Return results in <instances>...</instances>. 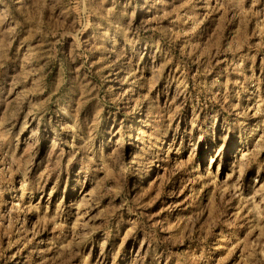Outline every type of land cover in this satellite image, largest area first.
<instances>
[{
    "label": "rangeland",
    "instance_id": "374dc122",
    "mask_svg": "<svg viewBox=\"0 0 264 264\" xmlns=\"http://www.w3.org/2000/svg\"><path fill=\"white\" fill-rule=\"evenodd\" d=\"M0 264H264V0H0Z\"/></svg>",
    "mask_w": 264,
    "mask_h": 264
}]
</instances>
